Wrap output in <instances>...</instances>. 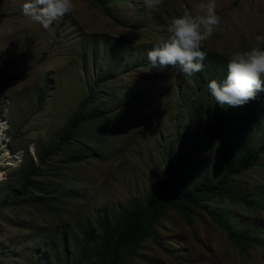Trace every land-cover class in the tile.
Wrapping results in <instances>:
<instances>
[{
    "label": "rangeland",
    "instance_id": "rangeland-1",
    "mask_svg": "<svg viewBox=\"0 0 264 264\" xmlns=\"http://www.w3.org/2000/svg\"><path fill=\"white\" fill-rule=\"evenodd\" d=\"M23 2L0 0V264H264V247L242 252L212 219L264 242V198L200 202L191 222L168 204L130 232L135 201L146 207L157 175L174 188L217 180L226 154L264 146V118L257 128L235 113L244 105L200 108L205 80L191 105L199 82L147 67V50L196 0H161L152 12L143 0H73L48 28L22 15ZM215 2L221 22L202 42L207 53L229 57L264 34V0ZM101 80L98 100L81 109ZM182 163L186 176L174 179L169 168ZM257 163L228 179L239 198L264 191V154Z\"/></svg>",
    "mask_w": 264,
    "mask_h": 264
},
{
    "label": "clouds",
    "instance_id": "clouds-1",
    "mask_svg": "<svg viewBox=\"0 0 264 264\" xmlns=\"http://www.w3.org/2000/svg\"><path fill=\"white\" fill-rule=\"evenodd\" d=\"M160 4L161 0H143L149 12L155 11ZM73 7V0H24L20 11L23 16L48 28L58 18L71 14ZM220 22L215 0H196L193 8H185L169 20L166 40L147 50V67L173 66L183 76L194 78L195 73L204 68L209 55L202 42L217 31ZM254 40L256 43L250 48L230 54L222 79L221 74L207 83L210 96L222 108L245 106L257 93H263L264 100V34H256Z\"/></svg>",
    "mask_w": 264,
    "mask_h": 264
},
{
    "label": "trees",
    "instance_id": "trees-1",
    "mask_svg": "<svg viewBox=\"0 0 264 264\" xmlns=\"http://www.w3.org/2000/svg\"><path fill=\"white\" fill-rule=\"evenodd\" d=\"M227 56L217 54V53H211L207 55L204 61V68L195 73L194 75V81L199 82L198 86L201 91L198 94V89L194 93L193 96H195V99L193 101V104L201 97L202 92V86L204 84L201 83V80H205L207 83L211 78H215L216 76H221L220 79L223 78L225 72H226V62H227ZM104 84V81L101 80L98 85H93V87L90 90L89 96L80 103L81 109H83L86 104L90 101L98 100L99 93L96 92L94 88H98V90L101 88V86ZM190 94V93H189ZM198 94V95H197ZM204 96L202 97L201 101L198 102L199 107H202V104L205 102L207 104H210L211 97L207 94V92H203ZM263 93H257L256 97L254 99H250L245 106L246 109H243L242 111L240 109L234 110L235 113L240 117L241 120L246 119L248 121L257 122V128H259V119L264 118V100L262 99ZM190 96H192L190 94ZM184 101V100H183ZM213 104L208 105L210 110L212 112H216L215 106H213L215 101L213 100ZM226 109H228V106L223 107L220 109L221 115H224L226 113ZM94 110V109H93ZM97 110H94L93 113H95ZM103 111L98 112V115H101ZM218 115V113H217ZM93 118H98L97 114L91 115ZM259 117V118H257ZM79 120V119H78ZM229 125H231V122H229ZM229 128V127H228ZM225 138L227 141H229L228 134L224 133V128H221ZM261 131L264 134V127H262ZM232 131L228 129V133H231ZM70 130L63 134L64 141H68ZM256 138H262L264 143V135L262 137ZM167 153V152H166ZM264 154V146L261 148H258L256 150H247L242 151L239 153L240 158H233L230 159L228 154L225 156L226 166L224 172L221 174L220 178L217 180H208V179H202L199 181H195L192 183H188L186 179L184 181L183 188H174L172 185V178L170 175L167 177H163L162 175H157L156 179V194L151 200H148L146 207L141 208L138 201H135L136 209L135 212L137 213L135 215V220L133 222V227L131 228L130 232H133L134 229L143 232L144 230L141 228V224L149 223L153 216L161 211L164 207H166L168 204H173L178 211L184 216V218L191 222L193 218L195 217V209L199 208L198 205L200 202H204L207 200H212L213 198H225V199H241L247 204H257V200L259 198H264V191H261L259 193V196L255 199H245L244 197L239 198L235 192H233L230 187H228V179L230 177H236L239 175V173L242 170H246L248 167L253 168H260L261 165L257 163V160L259 157H261ZM40 157V156H39ZM40 157V161H41ZM31 163H34V160L31 159ZM185 165L184 163L180 164L179 167H171L169 168V171L172 169L173 178L176 177L178 180H183V178L186 176L184 169L181 167ZM183 169V170H182ZM27 183V182H26ZM211 215V214H210ZM140 217L137 219V217ZM137 219V220H136ZM212 219L224 228L229 238L238 246L242 252H245L248 248H250L253 244L257 243L258 245L264 247V242L255 241L252 237V232L249 230H235L233 229L231 223L229 221H222L220 219H217L216 217L212 216ZM103 224V223H101ZM261 228H258L257 231L259 232ZM148 232V231H147ZM81 262H74L72 264H80Z\"/></svg>",
    "mask_w": 264,
    "mask_h": 264
},
{
    "label": "bare ground",
    "instance_id": "bare-ground-1",
    "mask_svg": "<svg viewBox=\"0 0 264 264\" xmlns=\"http://www.w3.org/2000/svg\"><path fill=\"white\" fill-rule=\"evenodd\" d=\"M4 119V118H3ZM4 121L5 120H3V121H1L0 120V139H4V130L3 129H5L6 127H4ZM3 131V132H2ZM7 155L9 156L10 154H9V152L7 153Z\"/></svg>",
    "mask_w": 264,
    "mask_h": 264
}]
</instances>
